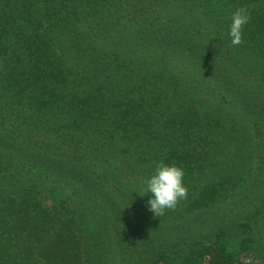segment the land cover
I'll list each match as a JSON object with an SVG mask.
<instances>
[{"label":"trees","instance_id":"16d2710c","mask_svg":"<svg viewBox=\"0 0 264 264\" xmlns=\"http://www.w3.org/2000/svg\"><path fill=\"white\" fill-rule=\"evenodd\" d=\"M203 263L264 264V0H0V264Z\"/></svg>","mask_w":264,"mask_h":264},{"label":"clouds","instance_id":"9594fccd","mask_svg":"<svg viewBox=\"0 0 264 264\" xmlns=\"http://www.w3.org/2000/svg\"><path fill=\"white\" fill-rule=\"evenodd\" d=\"M250 19L247 8L239 7L232 13L228 36L233 46L243 42L242 29ZM184 176V169L175 163L158 162L141 185L142 191L147 193L149 211L163 215L166 210L175 209L179 201L186 199L188 189L184 184Z\"/></svg>","mask_w":264,"mask_h":264},{"label":"rangeland","instance_id":"374dc122","mask_svg":"<svg viewBox=\"0 0 264 264\" xmlns=\"http://www.w3.org/2000/svg\"><path fill=\"white\" fill-rule=\"evenodd\" d=\"M129 182H131L130 184L133 185V182L131 180H129ZM193 220V221H191ZM189 222L188 226H184L182 229H180L179 231V235L181 239H197L199 236H206L211 234V232L213 231V227L211 228L209 224H204L203 220L201 221H197V218L195 217L194 219H191ZM204 226H207V228H204ZM170 232V231H169ZM241 253V252H240ZM239 260L244 262V263H251L252 259L249 253H242L239 254ZM205 264V263H203Z\"/></svg>","mask_w":264,"mask_h":264}]
</instances>
